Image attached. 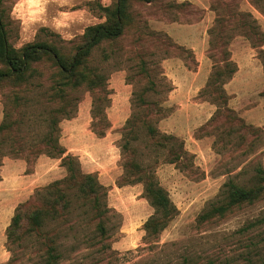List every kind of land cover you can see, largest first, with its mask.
<instances>
[{"label": "rangeland", "instance_id": "374dc122", "mask_svg": "<svg viewBox=\"0 0 264 264\" xmlns=\"http://www.w3.org/2000/svg\"><path fill=\"white\" fill-rule=\"evenodd\" d=\"M0 1L9 10V40L15 47L51 38L70 46L79 40L86 26L103 20L93 9V0ZM101 1L108 4L111 0ZM192 1L208 6L209 15L206 16V10L199 6L194 10L187 1L155 0L146 5L132 0L133 22L123 36L113 44L102 43L90 57L91 66L97 67L106 77L104 86L90 89L82 85L73 91V112L58 123L59 138L65 139L78 153L73 156L78 158L91 153L99 169L106 155L115 152L118 156L119 175L110 170L94 172L106 188L104 198L109 210L103 240H99L95 230L97 219L89 217L75 198L66 217L47 221L41 230L31 228L28 216L40 203L38 196L42 195V186L16 206L13 215L20 214L22 226L9 239L6 230L13 215L7 217L4 232L7 221L0 217V264H42L46 248L53 240L59 255L56 264H264V223L248 228L250 222L264 216V192L255 201L241 204L228 215L207 221L200 219L211 204L223 198L224 185L229 181L246 187L256 184L257 169H264V128L241 124L235 112L222 111L201 127L178 121L182 136L176 135V142L165 138L163 135L169 132L165 131L167 126L163 118L173 107L168 104L171 82L164 74L162 60L170 55L186 54L189 58L190 53L174 47L164 33L152 28L151 22L157 16L182 22L206 16V23L212 24L211 34L208 30L212 40L209 47L212 62L226 60L227 48L234 61H243L246 50L260 58L264 50V0ZM163 5L175 11L162 13L159 9ZM43 73L34 78L35 86L26 96L30 100L25 101L22 108L25 116L19 125V136L23 137L25 148L37 141L46 129L49 103L42 93L50 80L48 72L43 70ZM122 78L130 88L127 118H131L133 126L126 127L124 121L113 129L115 147L106 150L103 136H98L96 131L106 134L109 130L108 113H112L114 85ZM11 89L7 85L0 86V123L5 106L9 109L12 106L11 101L6 100ZM94 101L101 111L95 118L91 112ZM89 107L91 120L87 119V130L92 131L93 140L87 141L83 128L73 135L64 134L75 125L73 121L79 126L87 121L77 113L80 109L88 113ZM11 117L20 118L18 110ZM147 125L156 130L154 136ZM10 138L9 130L0 133L2 158L12 156L15 149ZM124 143L128 146L125 150ZM21 153L19 158L31 162L27 161V171H30L40 154L33 156L28 150ZM25 156H29L28 159ZM126 158L150 170L175 206L173 217L156 238L145 235L144 222L154 209L143 193L142 182L123 183ZM78 166L86 172L82 162L79 161ZM66 172V166L60 161L54 167L53 180L63 178ZM134 175L131 173V177Z\"/></svg>", "mask_w": 264, "mask_h": 264}, {"label": "trees", "instance_id": "16d2710c", "mask_svg": "<svg viewBox=\"0 0 264 264\" xmlns=\"http://www.w3.org/2000/svg\"><path fill=\"white\" fill-rule=\"evenodd\" d=\"M131 1L111 0L109 4L105 5L101 0H93V9L98 12L99 17L103 20L86 26L79 40L70 46L59 44L51 38L26 42L20 47H15L9 40V10L0 1V86L7 85L13 88L6 94V100H10L12 106L10 109L5 106L4 117L0 123V133L4 130L10 131V141H13V146L15 145L12 157L21 156V152L25 150H28L33 156L45 154L50 157H60L67 171L63 178L53 180L41 189L43 191L42 195L38 196L40 203L34 207V210L28 216V224L33 229L41 230L47 221L66 217L75 198L89 217L97 219L95 230L98 232L99 240L102 241L106 235L105 217H108L107 212L109 211L104 198L106 188L95 173H86L80 170L77 157L72 154H64L65 149L59 142L60 129H58V123L62 118L69 117L73 112L75 103L71 98L73 91L82 85H86L90 89L104 86L106 77L98 72L97 67L91 66L90 57L93 50L102 43L113 44L123 36L127 27L133 22L130 10ZM138 1L146 5L155 2V0ZM211 31L212 29L209 30L210 34ZM211 43L210 38L209 47ZM173 45L177 49L186 51L181 46L174 43ZM209 51L208 48V56L213 59V55H210ZM227 51L228 57L226 60L223 59L218 62L213 60L212 72L205 87L200 92L201 96L208 98L217 106L214 115L205 125L214 120L216 113L232 111L227 106L228 96L223 89V84L231 78L236 70V65L230 60L228 48ZM261 59L264 66V50ZM43 70L48 72L47 79L50 80L47 90L42 93L48 101L47 103H49V108L46 110V129L37 141L25 148L23 137L19 136L21 131L19 125L23 123L25 116L22 108L30 100L26 96L31 93L35 86L34 78L43 76ZM260 94L264 96V89ZM92 105V117L95 118L97 114H101V111L99 110V104H96L95 101ZM17 110L20 118H12L11 114L16 115ZM226 116L231 120L233 119L229 114H226ZM233 117L235 120L236 117ZM101 118L103 119L104 115H101ZM238 119L241 124L253 126L240 117ZM132 122L130 117L127 118L125 120L126 127L131 126ZM108 125L110 126L109 123ZM147 128L151 136L157 133L149 125H147ZM96 134L103 136L105 133L104 131H96ZM125 134H127V131ZM163 136L168 140L178 141L177 136L174 134L165 133ZM122 147L125 150L128 147L127 143H124ZM2 156L3 153H0V164ZM28 157L25 156L26 159ZM124 172L126 174L122 177L123 183L142 182L143 184V193L154 209L152 215L144 222L145 235L156 238L173 217L175 206L172 204L167 191L155 179L153 173L146 168L143 169L138 162L126 158ZM131 173L135 175L131 177ZM255 181L256 184L250 187L238 185L232 181L226 183L223 198L217 203L211 204L200 215V219L207 221L211 218L228 215L236 207H240L241 204L251 203L258 199L264 192L263 168L257 169ZM261 223H264V216L250 222L249 227H247L250 228ZM21 226L22 218L19 213H15L6 230L7 238L13 236ZM46 251L47 255L42 264H56L59 255L56 253L54 240L51 241Z\"/></svg>", "mask_w": 264, "mask_h": 264}, {"label": "crops", "instance_id": "0c3cea01", "mask_svg": "<svg viewBox=\"0 0 264 264\" xmlns=\"http://www.w3.org/2000/svg\"><path fill=\"white\" fill-rule=\"evenodd\" d=\"M181 1L191 3L194 10L197 6L205 9L206 16L211 12L210 8L203 4L198 5L192 0ZM159 10L164 14L171 10L175 11L167 5H163ZM206 16L199 20L186 22L176 18L168 20L164 16H157L151 21L153 29L164 33L174 44L183 47L190 53L189 58L186 57V54L170 55L162 60L164 74L171 82L168 104L173 107L172 112L163 118V122L167 126L165 131L177 136H182L180 128H178L180 127L178 121L182 124H185L186 121L188 125L201 127L208 122L217 109L215 103L200 95L213 69V62L208 56L210 40L208 30L212 28V24L206 23ZM244 53L243 61H234L230 51V60L235 63L236 70L231 78L223 84V89L228 96L227 106L246 123L254 127H263L264 96L260 92L264 89V66L262 59L260 60L261 57H256L254 53L250 54L249 50ZM129 92L130 88L123 78L114 85L112 113H108L110 126L108 132L103 135V145L106 150L115 147L112 142L116 138L112 135L113 129L120 127L129 116L130 104L129 95H127ZM253 96L257 99L253 100ZM87 110L88 113L84 109H80L77 113L78 117H82L83 120H91L90 107ZM122 113L123 116H121ZM88 120L83 121L84 124L81 126L73 121L72 124L76 126L72 125L64 134L71 133L73 135L74 132L83 128L86 139L90 143L93 140V133L90 129L87 130ZM59 142L65 149L64 154H78L74 152V147L65 142V139L60 137ZM90 154L78 156L79 161L86 168V173H94L99 169L96 167L98 162ZM117 159L118 156L115 155V152L106 155L105 162H102V167L99 169L100 173L110 170L119 175L121 171L118 169ZM60 161V157L40 154L33 162L30 171H27L28 163L25 159L12 156H4L1 159L0 217H2V221H7L3 226V232L16 206L28 198L36 188L53 181L54 167Z\"/></svg>", "mask_w": 264, "mask_h": 264}]
</instances>
